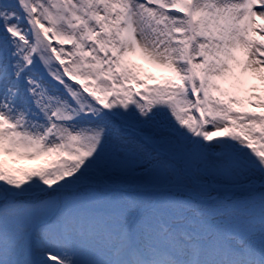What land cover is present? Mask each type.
I'll return each mask as SVG.
<instances>
[{"label":"snow or ice","instance_id":"1","mask_svg":"<svg viewBox=\"0 0 264 264\" xmlns=\"http://www.w3.org/2000/svg\"><path fill=\"white\" fill-rule=\"evenodd\" d=\"M0 264H264V0H0Z\"/></svg>","mask_w":264,"mask_h":264},{"label":"rangeland","instance_id":"2","mask_svg":"<svg viewBox=\"0 0 264 264\" xmlns=\"http://www.w3.org/2000/svg\"><path fill=\"white\" fill-rule=\"evenodd\" d=\"M131 62L136 66V70L140 73V75L144 78L149 76H153L156 79L150 80L149 83H156L162 82L164 79L170 76V73L167 70L159 67L158 65L152 63L149 59H147L144 55L137 53L134 56L130 57ZM7 163L13 166L25 167L30 168L33 167L35 164H43L46 161H21V160H14V158L5 157Z\"/></svg>","mask_w":264,"mask_h":264}]
</instances>
